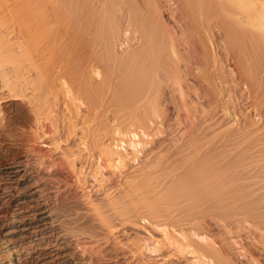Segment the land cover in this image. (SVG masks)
I'll return each instance as SVG.
<instances>
[{
    "label": "bare ground",
    "instance_id": "obj_1",
    "mask_svg": "<svg viewBox=\"0 0 264 264\" xmlns=\"http://www.w3.org/2000/svg\"><path fill=\"white\" fill-rule=\"evenodd\" d=\"M101 259L264 264V0H0V264Z\"/></svg>",
    "mask_w": 264,
    "mask_h": 264
},
{
    "label": "rangeland",
    "instance_id": "obj_2",
    "mask_svg": "<svg viewBox=\"0 0 264 264\" xmlns=\"http://www.w3.org/2000/svg\"><path fill=\"white\" fill-rule=\"evenodd\" d=\"M192 81H195V83H196V78H194ZM199 91H200V90H199ZM103 257H105V256H103ZM102 260H104V259H101L100 262H101ZM104 261H105V260H104ZM104 261H102V262L105 263ZM100 262H99V263H100ZM102 262H101L100 264H103Z\"/></svg>",
    "mask_w": 264,
    "mask_h": 264
}]
</instances>
